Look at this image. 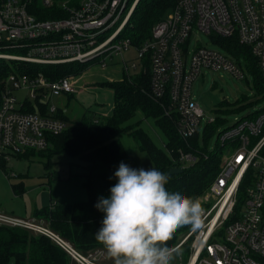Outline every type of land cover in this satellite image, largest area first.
Instances as JSON below:
<instances>
[{
	"label": "built area",
	"instance_id": "2783aa9c",
	"mask_svg": "<svg viewBox=\"0 0 264 264\" xmlns=\"http://www.w3.org/2000/svg\"><path fill=\"white\" fill-rule=\"evenodd\" d=\"M36 1L57 16L38 18L29 11ZM138 1L0 0V50L21 47L26 55L16 58L38 64L98 59L102 68L106 60L121 57L128 76L143 70L147 59L149 94L155 101L169 103L184 140L197 132L204 116L191 92L201 69L246 77L225 52L198 41L191 52L184 49L195 30L222 37L236 34L239 43L250 48L264 77V0H175L170 14L157 21L150 37L135 47L120 34ZM130 49L135 54L127 59L124 55ZM0 57L12 58L4 53ZM78 82L75 75L49 80L41 72L12 71L6 76L0 90V164L28 149H46L50 135L67 128V122L58 117L60 109H66L53 103V98L78 94ZM15 91L23 92V97L19 99ZM29 106L32 110H25ZM217 141L224 153L216 176L201 196L205 226L199 232L190 229L183 240L192 239L187 264L191 260L193 264H264V110L222 129ZM194 159L189 152L179 154L185 165ZM0 224L48 237L74 264H103L100 252L79 251L43 222L0 212ZM179 243L178 248L184 242Z\"/></svg>",
	"mask_w": 264,
	"mask_h": 264
},
{
	"label": "trees",
	"instance_id": "16d2710c",
	"mask_svg": "<svg viewBox=\"0 0 264 264\" xmlns=\"http://www.w3.org/2000/svg\"><path fill=\"white\" fill-rule=\"evenodd\" d=\"M174 4L175 0H139L120 36L128 38L133 46L139 47L150 37L152 26L163 19ZM35 5H30L29 11L35 13L38 18L57 16L51 10H43L39 2L36 1ZM209 36L213 43L222 47L225 53L245 70L246 74L248 72L253 75V91L256 95L264 96V77L250 48L239 43L236 34L229 37L214 34ZM188 43L189 40L184 49H187ZM10 51L14 54L26 53L24 49ZM86 64L74 62L51 65L0 58V90L4 79L12 71L34 74L41 72L47 79L53 80L70 73H81ZM149 82V62L146 59L144 69L138 73L130 76L124 73L121 80L103 83L113 92L110 115L100 116L87 109L79 119H72L60 109L58 117L66 121L68 126L61 133L50 135V145L46 149H28L24 153L12 155L27 159L30 155H36L46 159L44 166L50 176L54 175L50 169L53 165L51 157L55 154L65 153L82 162L81 175L84 178L87 200L73 204L57 202L51 208H36L33 213L35 217L45 219L52 230L83 253L105 248L95 239L104 218V213L99 211L95 204L100 196L107 198L111 195L110 188L117 183L114 173L119 164L122 161L131 164L130 156L121 141L122 134L130 136L136 142L137 148L148 154L156 169L169 175L170 180L166 188L170 192L201 197L219 170L222 147L216 141L211 152L206 150L208 140L217 130L219 121L215 118L207 123L203 134L204 147H200L201 133L198 130L190 138L182 139L177 131L176 113L170 112L167 101L160 103L150 96ZM72 95L74 94L69 96ZM248 104L250 102L242 100L236 108ZM25 110L31 111L32 108L25 107ZM263 110H258L254 114ZM138 114H141L143 119L153 120L155 126L161 130L164 148L158 147L152 141L141 127L140 121H133ZM181 152L192 154L194 162L189 165L181 163L179 160ZM6 163L5 160L1 161L0 168L6 169ZM174 166L183 167V171L168 174L169 169ZM13 187L17 189L16 185ZM189 229L190 226L178 229L173 239L167 242V246L176 247L181 240L179 236ZM185 245L183 243L180 247L184 248ZM0 264H74V262L65 250L48 237L31 233L21 227L0 224Z\"/></svg>",
	"mask_w": 264,
	"mask_h": 264
},
{
	"label": "rangeland",
	"instance_id": "374dc122",
	"mask_svg": "<svg viewBox=\"0 0 264 264\" xmlns=\"http://www.w3.org/2000/svg\"><path fill=\"white\" fill-rule=\"evenodd\" d=\"M169 12L170 10L165 14L166 17L170 14ZM197 41L203 46L225 52L222 47L212 42L209 35L195 30L191 38L192 49L198 46ZM6 48L7 50H0V53L11 55L12 58H9L10 60L22 61L18 60L16 57L26 55L14 54L11 51L9 52V50H20L21 47L15 46ZM134 54V49H130L125 53L124 57L130 59L134 56ZM86 63V67L81 73L67 74L77 76L80 87L79 89L82 91L79 94L72 95L71 97L61 95L57 96V98H53V103L66 108L67 115H69L72 119H79L82 113L87 109L91 110L93 114L97 113L100 116L110 115L113 106V92L110 88L103 85V83L112 80H121L125 72L121 57H114L112 61L106 60V66L104 68L101 67L98 59L91 60ZM253 80V75L248 72L246 74V78L237 79L224 71H213L207 68L201 69L191 88L193 98L198 102L204 113L198 127V132L201 133L200 147L205 146L203 134L207 121L211 118H216L219 123H217L216 126L217 130L211 134L208 140L206 150L209 152H211L215 147L219 131L227 126H230L237 120L244 118L247 113L254 114L256 111L264 109V96L255 94L252 88ZM15 94L19 99L23 97V92L21 91H15ZM242 100L250 102V104L239 109L236 108ZM141 124L143 130L149 135L152 141L158 147L164 148L163 134L161 133V130L155 126L153 120L146 119L143 120ZM121 141L131 159V164L129 166L133 168L143 167L145 169L153 166V162L148 154L141 152L136 147L135 141L128 135L122 134ZM223 153L224 150L222 149L219 165L221 163ZM46 161V159H41L38 156L30 159L11 157L8 167L10 170L19 174H26L28 172L30 178L27 183L35 184L42 180L43 175L46 174L47 169L44 166ZM51 162L53 164L51 171H54L55 174L58 175V179H56L55 184L52 186L53 190L56 191V193L61 196L63 200H73L71 202L86 201L88 195L84 187V179L81 177V173L83 172L82 162L78 158L71 157L65 153L53 155L51 157ZM9 169L7 172H10ZM42 182H40V184ZM39 187L41 191L43 190V187L45 190H48L44 185ZM189 230L179 236L181 238L180 241L184 242V245H186L184 248L183 246L179 247L182 254L173 261V264L188 263L191 254L192 239L189 237L187 240H183L187 236Z\"/></svg>",
	"mask_w": 264,
	"mask_h": 264
},
{
	"label": "clouds",
	"instance_id": "9594fccd",
	"mask_svg": "<svg viewBox=\"0 0 264 264\" xmlns=\"http://www.w3.org/2000/svg\"><path fill=\"white\" fill-rule=\"evenodd\" d=\"M114 176L111 195L95 204L104 213L95 239L114 264H173L182 253L167 242L181 227L203 230L202 198L168 191L169 175L153 166L133 168L122 161Z\"/></svg>",
	"mask_w": 264,
	"mask_h": 264
},
{
	"label": "crops",
	"instance_id": "0c3cea01",
	"mask_svg": "<svg viewBox=\"0 0 264 264\" xmlns=\"http://www.w3.org/2000/svg\"><path fill=\"white\" fill-rule=\"evenodd\" d=\"M187 47L190 52L193 50L191 48V41H189ZM81 91L82 90H80L79 93ZM64 113L67 114V109L64 111ZM143 120H146V119H143L141 114H138L133 119L134 122L140 121V124L142 123ZM208 122H212V121L208 120L207 123ZM136 147H137V144H136ZM35 156L36 155H30L28 159L33 158ZM41 159H44V158H41ZM9 161L10 159L6 163V169L0 168V212L6 213V214H9V215L21 218V219H28V220L33 219L37 222H43L44 224L48 225V222L45 219L37 218L34 216L33 212L36 208H40V207H50L51 208L57 202L63 203V204L76 203V202H71L73 200H63V198H61V196H59L56 193V191L53 190L52 186L55 184L56 179H58V175L55 174L54 171H53L54 175L50 176L49 174H47L48 170H46V174L43 175L42 180L38 181L35 184H31V183H27V181L30 178L29 173L27 172L26 174H19V173L14 172L13 170H10L8 167ZM8 169L10 173L14 172L16 175L11 176L9 172H7ZM40 182L42 183L40 184ZM13 185H16L17 189L16 188L14 189ZM41 185H44L46 189L48 190H45L43 187V190L41 191L39 189L40 188L39 186ZM91 251L100 252V260L103 264H114V260L107 255L105 248H98V249L91 250Z\"/></svg>",
	"mask_w": 264,
	"mask_h": 264
},
{
	"label": "water",
	"instance_id": "95a60500",
	"mask_svg": "<svg viewBox=\"0 0 264 264\" xmlns=\"http://www.w3.org/2000/svg\"><path fill=\"white\" fill-rule=\"evenodd\" d=\"M137 5V4H136ZM134 10V9H133ZM133 12V11H132ZM249 113H247L246 115H248ZM183 171V167L180 166H174L171 167L168 171V174L173 175V174H178L181 173Z\"/></svg>",
	"mask_w": 264,
	"mask_h": 264
},
{
	"label": "bare ground",
	"instance_id": "6f19581e",
	"mask_svg": "<svg viewBox=\"0 0 264 264\" xmlns=\"http://www.w3.org/2000/svg\"><path fill=\"white\" fill-rule=\"evenodd\" d=\"M193 262H194V261H193V260H191V262H190L189 264H193Z\"/></svg>",
	"mask_w": 264,
	"mask_h": 264
}]
</instances>
